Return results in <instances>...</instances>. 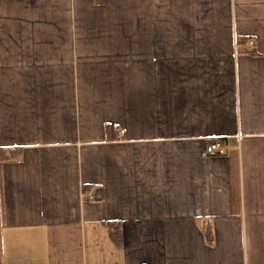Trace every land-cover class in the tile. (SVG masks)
Segmentation results:
<instances>
[{"label":"crops","instance_id":"crops-1","mask_svg":"<svg viewBox=\"0 0 264 264\" xmlns=\"http://www.w3.org/2000/svg\"><path fill=\"white\" fill-rule=\"evenodd\" d=\"M0 258L264 264V0H0Z\"/></svg>","mask_w":264,"mask_h":264},{"label":"trees","instance_id":"trees-1","mask_svg":"<svg viewBox=\"0 0 264 264\" xmlns=\"http://www.w3.org/2000/svg\"><path fill=\"white\" fill-rule=\"evenodd\" d=\"M101 0H96V3H100ZM214 142V141H213ZM211 142L210 144H212ZM109 228V234H111V238L113 241L117 244V246H121L123 243V236H122V229H121V224L120 222H110L108 224ZM211 233L208 231L207 233V239L209 240L208 242H211ZM0 263H1V258H0Z\"/></svg>","mask_w":264,"mask_h":264},{"label":"built area","instance_id":"built-area-1","mask_svg":"<svg viewBox=\"0 0 264 264\" xmlns=\"http://www.w3.org/2000/svg\"><path fill=\"white\" fill-rule=\"evenodd\" d=\"M227 151V146L221 141H214L212 144H210L209 146H207L205 153L207 155H225ZM89 199L93 200L94 196H89Z\"/></svg>","mask_w":264,"mask_h":264}]
</instances>
